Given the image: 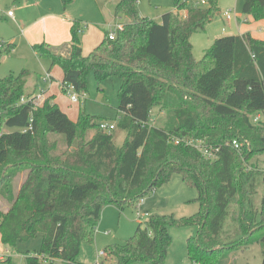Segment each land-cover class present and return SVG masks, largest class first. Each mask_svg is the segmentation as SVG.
<instances>
[{
	"label": "trees",
	"instance_id": "1",
	"mask_svg": "<svg viewBox=\"0 0 264 264\" xmlns=\"http://www.w3.org/2000/svg\"><path fill=\"white\" fill-rule=\"evenodd\" d=\"M60 1L67 8L74 0ZM139 1H116L114 15L127 21L114 39L103 30L88 54L82 53L79 22L72 25L68 55L43 42L32 46L61 67L64 91L71 84L84 92L89 71L97 83L121 79L116 124L126 131L121 146L111 132L99 129L97 116L80 110L73 121L51 103L52 96L40 106L21 102L32 96L25 95L29 70L0 78V195L8 203L0 210L1 242L15 248L42 234L40 248L27 251L24 264H81V244L93 242L105 205L121 208L142 199L174 173L197 189L198 212L150 215L146 226L139 224L123 243L106 246L105 260L166 264L170 225L197 227L188 254L198 264H224L231 250L264 240V170L248 164L264 153V39L249 33L218 37L196 60L190 37L214 18L217 0L205 7L173 0V11L163 13L160 22L140 15ZM242 12L264 19V0H242ZM14 48L0 37V63ZM154 110L164 114L154 117ZM257 114L261 118L254 121ZM30 123L32 129L23 130ZM3 125L19 129L3 132ZM172 137L201 139L207 148L219 149L217 158ZM21 172L25 176L14 193L13 181ZM226 217L237 232L231 240L222 236ZM0 264L17 263L8 255Z\"/></svg>",
	"mask_w": 264,
	"mask_h": 264
},
{
	"label": "rangeland",
	"instance_id": "2",
	"mask_svg": "<svg viewBox=\"0 0 264 264\" xmlns=\"http://www.w3.org/2000/svg\"><path fill=\"white\" fill-rule=\"evenodd\" d=\"M37 3L35 4V2ZM117 0H74L73 3L65 9L60 0H0V36L6 40L16 42V48L13 53L3 56L0 63V78L4 77L9 71L19 73L21 65L25 59L28 61L32 70L26 77L25 95L27 92L35 90V93L43 91L45 94L54 97L55 104L64 109L68 115L77 119L80 110L87 114L95 115L101 121L117 124L120 112L117 110L118 90L121 86L119 77H110L97 83L93 71H89L86 76V89L84 97H79L76 102H71L69 94L63 90L62 77L63 70L57 64L51 65L46 58L38 56L33 51H26L24 44L19 43L17 35L23 32L22 28L26 24L28 33L31 31L36 34L38 39L34 43L59 44L64 39H71V28L74 22L80 23L81 31L87 34L95 42L99 32L111 30L117 24H124L127 21L125 15L116 17L114 15V5ZM193 3L195 0H191ZM218 8L214 18L201 30L194 32L190 41L192 52L200 59L213 39L238 33V25L246 23L247 15L242 12V0H217ZM207 2L201 7L208 6ZM45 7V10H43ZM57 7L59 16L53 14H44L46 19H40L45 11H53ZM140 14L160 22L161 16L165 12L173 11V0H140L138 3ZM230 9L240 19L227 20L223 16V11ZM14 13L17 22L8 17L7 12ZM185 10H180L184 13ZM49 15V16H47ZM63 17V18H62ZM239 20V21H238ZM99 31L97 33L96 29ZM50 41V42H49ZM90 43H83V48H90ZM52 45V44H51ZM33 52V53H32ZM27 53L29 55L27 56ZM26 55V56H24ZM25 57V58H23ZM49 76L47 79L46 76ZM163 111L153 112L154 117L163 115ZM19 129L17 127L2 126L3 132H10ZM94 130L89 132L92 136ZM113 141L116 146H121L126 131L117 125L111 131ZM249 166H256L259 170H264V153L254 155L249 159ZM22 173V172H21ZM18 173L16 176L18 177ZM25 173V172H24ZM13 186H15V180ZM262 193L260 186L255 195L254 202L258 206L259 198ZM198 191L194 187L188 186L181 175L174 173L170 180L161 186L154 187L146 196L133 203L125 204L123 207H117L113 204L105 205L102 208L101 216L98 221L94 240L92 243L83 242L77 259L81 264H97L104 259L101 255L103 249L116 243H123L128 237L133 235L137 226L141 224L146 226V222L152 214H173L175 217L192 216L199 210V204L195 201ZM8 207L5 199L0 195V210ZM233 207V206H231ZM172 238L171 245L168 248L166 264H187L189 260L188 242L197 235L196 226H176L168 227ZM222 234L225 240L234 239L237 236L235 225L231 217H226ZM264 235V230L263 233ZM42 234L38 233L35 237L26 241H20L15 248L8 247V252H2L1 256L11 255L17 264H24V254L27 251H35L40 248ZM264 250V240L260 243L231 250L225 258L224 264H262V251ZM105 260V259H104ZM105 264H111L105 260ZM133 264H146L144 262H135Z\"/></svg>",
	"mask_w": 264,
	"mask_h": 264
},
{
	"label": "crops",
	"instance_id": "3",
	"mask_svg": "<svg viewBox=\"0 0 264 264\" xmlns=\"http://www.w3.org/2000/svg\"><path fill=\"white\" fill-rule=\"evenodd\" d=\"M37 3V1L35 2V4ZM73 3V2H72ZM71 3V4H72ZM70 4V5H71ZM69 5V6H70ZM68 6V7H69ZM67 7V8H68ZM67 8H65V9H67ZM43 10H45V7H43ZM53 11H45L44 13H43V15L41 16V18H39L38 20H40V19H43V20H45L46 19V15H44V14H50V15H52L53 16V14H55V15H57V16H59V10H58V8L57 7H54L53 9H52ZM8 12H12V11H8ZM8 12H7V15H8ZM140 15H142V14H140ZM47 16H49V15H47ZM143 16V15H142ZM8 17H10L11 19H13L15 22H17V20H16V17H15V15H14V13H12V16H10V15H8ZM63 18V17H62ZM236 19H240V17L239 16H237L236 17ZM246 19V23H244V24H239L238 25V29H239V31H238V33H236V34H232V35H237V34H239V35H242V34H245V33H249L252 37H254V38H258V39H264V19H262V20H254L251 16H249V15H247V17L245 18ZM239 21V20H238ZM28 27V25H24L23 26V28H22V30H23V32H21V33H19L18 35H17V40H18V42L19 43H22V44H24V48L26 49V51H28L29 49H30V51H33V50H31V49H33L32 48V46L34 45V44H36V43H34V42H37V40L38 39H36L35 38V36H36V34H34V33H32L31 31L28 33V29H26ZM96 31H97V33H98V31H99V28H98V30L96 29ZM80 41H81V47H82V53L85 55V54H88L90 51H92L98 44H99V42L101 41V39H102V37H103V31H101V32H99V36H97V37H95L96 38V40H95V42L93 41V38L91 39L89 36L87 37V34L85 33V32H83V31H80ZM1 37V36H0ZM3 38V37H2ZM216 38V37H215ZM4 39V38H3ZM4 40H6V39H4ZM6 41H9V42H12V43H14L15 44V48H16V42L15 41H13V40H6ZM213 41H214V39H213ZM50 42V41H49ZM90 43L89 44V46H90V48H86L85 47V49L83 48V43L84 44H86V43ZM40 43V42H39ZM52 44V45H51ZM212 44V43H211ZM70 45H71V39H64V41H62L61 43H59V44H53V43H49L48 44V46L54 51V52H56V53H59V54H62V55H68V53H69V51H70ZM210 47V46H209ZM208 47V48H209ZM15 48L13 49V51L15 50ZM207 49V48H206ZM206 49H203V50H206ZM13 51L11 52V53H13ZM205 52V51H204ZM33 53V52H32ZM204 54V53H203ZM29 55V53H27V56ZM193 55H194V53H193ZM24 56H26V55H24ZM203 56V55H202ZM194 57H195V59L196 60H199V59H197V57L194 55ZM23 58H25V57H23ZM202 58V57H201ZM200 58V59H201ZM22 67H21V69H20V71L22 70V69H27V70H29V71H31L32 70V67L29 65V63H28V61L25 59V61H24V64L23 65H21ZM19 71V72H20ZM9 72H13V71H9ZM62 81V80H61ZM33 94H36L35 93V90H32V91H29V92H27V95H33ZM48 96H51V95H48V94H45L44 93V98H46V97H48ZM70 101L71 102H76V101H72L71 99H70ZM51 103H55V101H54V97H52V99H51ZM61 109V108H60ZM63 112H65L66 114H67V116L71 119V120H73V121H75V119H73V118H71L69 115H68V113L64 110V109H61ZM24 176H25V173L24 172H22L21 174H19V176L16 178V180H15V186H13V190H14V193H16L17 192V190L19 189V186H20V184H21V182H22V180H23V178H24ZM8 204V203H7ZM8 209V207H6L5 208V210H7ZM9 250H8V246H6V245H4L2 242H1V234H0V254L2 253V252H8ZM79 261V260H78ZM80 262V261H79ZM81 263V262H80Z\"/></svg>",
	"mask_w": 264,
	"mask_h": 264
},
{
	"label": "built area",
	"instance_id": "4",
	"mask_svg": "<svg viewBox=\"0 0 264 264\" xmlns=\"http://www.w3.org/2000/svg\"><path fill=\"white\" fill-rule=\"evenodd\" d=\"M207 2H209V0H195L194 1V4L197 5V6H202V5H205ZM180 14V17L182 19H185L186 18V12L184 13H180V11L178 12ZM223 16L225 17V19L227 20H230L232 18L236 19L237 15L235 13H232V11L230 9H227V10H224L223 12ZM8 15L12 16V12H8ZM121 25L120 24H117L113 29L111 30H108V38L109 39H114L115 35H116V30L118 28H120ZM49 76L47 75L45 79H47ZM66 92L69 94V98L72 100V101H78L79 100V97H84V94L82 93L81 95H77L75 93V90H74V87L70 84L68 86H66ZM44 92L41 91L40 93H37V94H33L30 99H27L26 96L22 97L21 98V102H25L27 100L31 101L32 105L33 106H40L43 101H44ZM261 118V114H257L255 117H254V121H257L258 119ZM29 121L31 122L32 121V118L29 119ZM98 126H99V129L101 131H105V132H111L114 128H115V124L114 123H108L106 121H99L98 123ZM26 129H32V126H31V123L28 125V127L24 128L23 130H26ZM172 141L176 144L182 142L184 143L185 145H188V146H193L195 147L196 149H198L202 155L206 158H209V159H216L217 158V151L219 150L218 148H214V149H210V148H207L203 141L201 139H198V140H195V139H192V138H187V137H172ZM235 147H239V144L238 143H235ZM101 255L104 256V252L102 251L101 252ZM3 256L0 255V258H2ZM99 262H97L98 264ZM187 264H198V263H194V262H190V263H187Z\"/></svg>",
	"mask_w": 264,
	"mask_h": 264
}]
</instances>
